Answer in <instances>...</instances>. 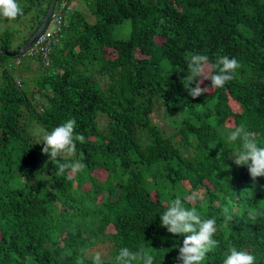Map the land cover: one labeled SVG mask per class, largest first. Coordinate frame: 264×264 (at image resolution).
Instances as JSON below:
<instances>
[{"label":"trees","instance_id":"trees-1","mask_svg":"<svg viewBox=\"0 0 264 264\" xmlns=\"http://www.w3.org/2000/svg\"><path fill=\"white\" fill-rule=\"evenodd\" d=\"M33 1L17 0L23 15L0 19V264H76L82 248L115 264L122 246H143L154 264H176L183 237L168 233L159 213L193 192L203 199L185 206L217 225L219 246L202 264H222L228 244L264 264V220L247 216L249 206L264 208V177L253 181L228 159L227 148L239 142L228 145L222 135L245 123L264 146V0H90L95 21L76 9L79 1L58 0L66 24L48 59L11 55L52 3L39 6L27 27ZM126 19L131 36L114 37ZM190 53L210 63L235 57L242 67L223 87L193 98L181 83ZM33 59L39 70L31 86ZM158 105L175 117L170 134L153 120ZM70 118L85 142L60 162L85 168L57 177L33 126L50 131ZM224 207L233 214L227 224Z\"/></svg>","mask_w":264,"mask_h":264},{"label":"clouds","instance_id":"clouds-1","mask_svg":"<svg viewBox=\"0 0 264 264\" xmlns=\"http://www.w3.org/2000/svg\"><path fill=\"white\" fill-rule=\"evenodd\" d=\"M58 8L56 2L50 17L33 43L46 31ZM21 15H23V8L17 0H0V19L15 20ZM63 26L64 24L61 30ZM60 31L55 34V45L60 44L63 38L62 32L59 34ZM33 43L24 52L30 51ZM36 55L33 54V57ZM185 59L187 72L181 79V83L188 95L193 98L207 93L210 89L223 87L235 78L237 70L242 67L235 57L230 58L227 55L218 56L214 63L209 62L207 55L199 53H190ZM50 63L51 59L46 66ZM206 80L211 82L210 86L202 87ZM76 123L75 118L67 119L50 131H44L38 142L43 145L42 153L48 156L49 161L56 163L57 177L65 176L66 173L81 172L85 168L82 161L60 162L63 157L75 153L77 142H85L83 134L75 132ZM222 135L228 145L239 142V147L227 148L230 149L227 158L236 166H246L253 181L257 177H264V146L258 144L256 134L249 131L245 123H240L235 127L225 128ZM67 178L72 179V176L69 174ZM199 199L203 197L196 192L186 196L177 195L167 204L166 209L159 213L160 225L166 228L168 233L183 237L182 246L178 247L176 264H202L207 254L219 246V241L214 238L217 233L216 218L204 217L196 207L185 206L186 202L191 203ZM222 216L225 224L233 220L230 207L222 209ZM247 216L252 222L264 220V208L249 206ZM80 252L81 255L77 257L76 264H85L86 259H90L91 264H104L101 251L89 254L88 250L82 248ZM114 259L115 264H154V255L143 246L136 250L122 246L117 250ZM222 264H255V256L247 250L228 244Z\"/></svg>","mask_w":264,"mask_h":264},{"label":"rangeland","instance_id":"rangeland-1","mask_svg":"<svg viewBox=\"0 0 264 264\" xmlns=\"http://www.w3.org/2000/svg\"><path fill=\"white\" fill-rule=\"evenodd\" d=\"M45 1L46 0H34L33 1L34 7L32 8V13L29 15L30 17L28 18V20H26L24 22V24L27 27H30V25L33 23V17L35 18L34 13L37 14V8L39 6L42 8L47 6V4L45 5ZM77 1H79V2L73 3L76 6V9L79 8L80 10L84 11V13H86V15H87V18L90 21H95L96 16L93 15V13L90 11L91 7L87 5L88 4L87 2L90 0H77ZM18 25L19 24H15V26H18ZM18 29L22 30L21 27H19ZM113 35H114V37H117V38L128 39L131 36V20L126 19L122 23L116 25ZM22 61H23L22 59H19V60H16V63L20 64ZM37 63H38L37 59L32 60V67L28 73L29 76L27 77V79H30L29 84L31 86H33V83H34L33 79H34L35 75H37L38 70H39ZM7 66H8V64H7ZM10 69L12 70V67H10ZM1 71H2V68L0 65V76L2 77ZM13 71L17 74L16 71H18V70H13ZM20 77H17V75H16V80H18V81L20 80L22 82L23 79H21ZM1 84H2V80H0V86H1ZM204 86H208L207 80L204 81V83L202 84V87H204ZM158 104H159V102H158ZM169 115H170L169 110L164 105L156 106V108L152 114L153 120L165 132V134H170L174 130V125H173L174 121L173 120H175L174 119L175 117H172ZM177 115L179 116L180 114L177 113ZM105 120H106L105 118H102V122H104ZM33 128H34V131L36 132V134L41 138V134L44 132V130L42 128H40L38 125H34ZM97 175L100 178H104V176H105L104 173H98Z\"/></svg>","mask_w":264,"mask_h":264},{"label":"built area","instance_id":"built-area-1","mask_svg":"<svg viewBox=\"0 0 264 264\" xmlns=\"http://www.w3.org/2000/svg\"><path fill=\"white\" fill-rule=\"evenodd\" d=\"M60 11L61 9L57 10L53 14L49 26L47 27L46 31L39 36L37 42L35 43V49L32 47L29 51V54L38 53L41 54L44 58L48 59V55L52 50L51 45L55 44L56 41L55 34H57L61 30L63 24H66V22L64 21L65 18ZM35 50L36 52L34 53ZM45 62L46 64H49V60H45Z\"/></svg>","mask_w":264,"mask_h":264},{"label":"water","instance_id":"water-1","mask_svg":"<svg viewBox=\"0 0 264 264\" xmlns=\"http://www.w3.org/2000/svg\"><path fill=\"white\" fill-rule=\"evenodd\" d=\"M56 2H57V0H52V3H51L50 8H49V10L47 12V15L45 16L43 23L41 24V26L39 27V29L37 30V32L34 34V36H32L30 38V40L25 45H23L20 48V50H18L16 52L10 53L11 55H14V56L21 55L34 42V40L36 39V37L38 36V34L42 31V29H43L44 25L46 24L48 18L50 17V15H51V13H52L55 5H56Z\"/></svg>","mask_w":264,"mask_h":264}]
</instances>
